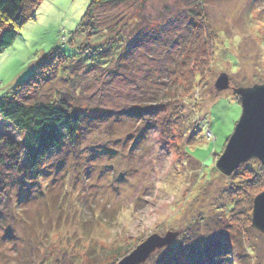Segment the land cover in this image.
<instances>
[{"label": "rangeland", "instance_id": "374dc122", "mask_svg": "<svg viewBox=\"0 0 264 264\" xmlns=\"http://www.w3.org/2000/svg\"><path fill=\"white\" fill-rule=\"evenodd\" d=\"M89 6L41 2L0 54V100L42 57L78 55L70 41ZM99 13L101 23L139 17L124 31L136 37L142 29V38L112 57L110 69L76 63L50 77L55 88L37 93L46 101L61 91L83 123L75 140L50 153L38 179L25 177L29 184L13 166L0 169V264H109L168 233L179 236L145 264H165L184 246L189 264H264V235L243 224L264 191V167L254 159L230 177L216 167L242 115L233 89L264 84V0H139ZM186 68L191 80L181 78ZM223 75L230 88L218 91ZM163 81L178 86L171 98L180 110L150 121L137 111L159 105L152 95ZM24 136L0 118V155L9 154L5 140L16 143L26 170Z\"/></svg>", "mask_w": 264, "mask_h": 264}, {"label": "trees", "instance_id": "16d2710c", "mask_svg": "<svg viewBox=\"0 0 264 264\" xmlns=\"http://www.w3.org/2000/svg\"><path fill=\"white\" fill-rule=\"evenodd\" d=\"M42 1L44 0H0V54L14 44L19 36V30L34 18ZM137 1L139 0H90L87 13L70 41L71 44L77 46L76 54L78 55L68 57L62 51L56 50L48 56L42 57L35 74L18 84L10 97L0 100V118L11 124L16 131L25 135L23 150L29 163L28 169H23L20 166L18 145L10 140H5L9 154L7 156L0 155V169L13 166L18 173L23 172L24 178L36 180L41 176L42 168L50 153L61 147L67 137H70V141L76 139L81 132L82 115L70 112L69 104L61 99V91L55 90L52 99L46 101L43 100L44 92H42L43 95L37 93L51 84L55 88V80L50 81V79L52 77L57 79L59 75L65 76L67 70H71V65L76 63L84 64L89 72H96L97 70L110 69L112 57L115 60H120L124 52L128 51L129 45L142 38L144 31L140 29L136 37H131L128 35L129 32L124 29L128 26L135 27L140 24L141 19L133 17L130 21H128L129 19L123 21V19L117 18L101 23L99 12L105 7H122ZM100 36L103 37L102 41H98ZM200 37L199 33L196 37L197 40ZM105 51L108 52L107 56H105ZM181 71L183 79L189 77L191 80L194 77V73H189L187 68L186 71ZM163 84L165 87L160 93L155 92L152 95V102L159 103V105L156 108L147 106V108L137 111L150 121L155 120L161 114L164 115V111L170 112L169 114L173 117L180 110L179 106H175V99L178 96L171 98L173 95L175 96L174 90H178V86L174 84L173 89L166 81H163ZM185 87V91H191L193 85L188 81ZM27 179L23 180V186L29 184ZM260 181L264 187V177ZM22 199H19V203L22 202ZM252 212L253 203L251 201L245 218L246 222H243L244 226H252ZM8 233L12 235L8 230L6 236ZM236 245L241 247L237 240ZM184 247L178 255H170V253L165 264H189L188 253ZM124 256H120L119 259ZM119 259H115L109 264H117Z\"/></svg>", "mask_w": 264, "mask_h": 264}, {"label": "water", "instance_id": "95a60500", "mask_svg": "<svg viewBox=\"0 0 264 264\" xmlns=\"http://www.w3.org/2000/svg\"><path fill=\"white\" fill-rule=\"evenodd\" d=\"M228 88L230 80L223 75L218 79L216 89L224 91ZM233 91L240 98L242 115L216 165L227 177L254 159L264 167V84L234 88ZM252 228L264 235V191L253 202ZM178 236V233H168L164 237L153 235L117 264H145L154 253L172 245Z\"/></svg>", "mask_w": 264, "mask_h": 264}]
</instances>
